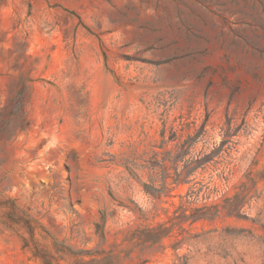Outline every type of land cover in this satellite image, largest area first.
Segmentation results:
<instances>
[{
  "label": "rangeland",
  "instance_id": "374dc122",
  "mask_svg": "<svg viewBox=\"0 0 264 264\" xmlns=\"http://www.w3.org/2000/svg\"><path fill=\"white\" fill-rule=\"evenodd\" d=\"M0 264H264V0H0Z\"/></svg>",
  "mask_w": 264,
  "mask_h": 264
}]
</instances>
